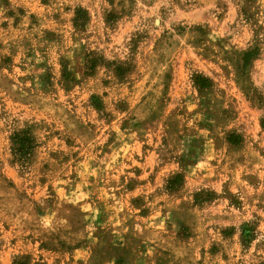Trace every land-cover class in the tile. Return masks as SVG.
Listing matches in <instances>:
<instances>
[{"label":"rangeland","instance_id":"374dc122","mask_svg":"<svg viewBox=\"0 0 264 264\" xmlns=\"http://www.w3.org/2000/svg\"><path fill=\"white\" fill-rule=\"evenodd\" d=\"M0 264H264V0H0Z\"/></svg>","mask_w":264,"mask_h":264},{"label":"trees","instance_id":"16d2710c","mask_svg":"<svg viewBox=\"0 0 264 264\" xmlns=\"http://www.w3.org/2000/svg\"><path fill=\"white\" fill-rule=\"evenodd\" d=\"M83 12L80 8L76 10V16L78 20V16H80V13ZM251 54L249 52H245L243 60L244 63L246 64L249 61V56ZM87 63L89 64V69H92L95 64H96V59H90L87 60ZM115 71L120 74L121 73V68L120 66L115 67ZM210 79L203 77L201 75H196L194 77V83L198 85L199 87H208L210 86ZM230 135L228 138L229 142H234L233 140L230 139ZM35 140L33 135L31 134L30 130L28 128L20 129L17 131H14L12 136H11V153L12 155L17 158V160L26 163L27 160L29 159L34 147H35ZM182 174L181 173H176L173 177L169 178L167 181V188L168 189H173L174 187L180 185L182 183ZM195 199L196 194H195Z\"/></svg>","mask_w":264,"mask_h":264}]
</instances>
